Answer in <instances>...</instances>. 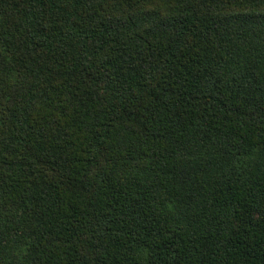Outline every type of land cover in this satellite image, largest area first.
Returning <instances> with one entry per match:
<instances>
[{
	"label": "trees",
	"instance_id": "16d2710c",
	"mask_svg": "<svg viewBox=\"0 0 264 264\" xmlns=\"http://www.w3.org/2000/svg\"><path fill=\"white\" fill-rule=\"evenodd\" d=\"M0 264H264V0H0Z\"/></svg>",
	"mask_w": 264,
	"mask_h": 264
}]
</instances>
